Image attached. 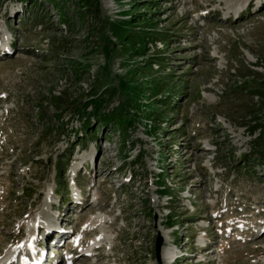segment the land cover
<instances>
[{
  "label": "rangeland",
  "instance_id": "rangeland-1",
  "mask_svg": "<svg viewBox=\"0 0 264 264\" xmlns=\"http://www.w3.org/2000/svg\"><path fill=\"white\" fill-rule=\"evenodd\" d=\"M90 1L0 0V264H264V0Z\"/></svg>",
  "mask_w": 264,
  "mask_h": 264
},
{
  "label": "trees",
  "instance_id": "trees-1",
  "mask_svg": "<svg viewBox=\"0 0 264 264\" xmlns=\"http://www.w3.org/2000/svg\"><path fill=\"white\" fill-rule=\"evenodd\" d=\"M23 1H25V2L30 1V2H32V4H35L38 2V0H23ZM84 1L87 4H91L90 0H84ZM155 1L156 0H149V2H150L149 4L153 5L155 3ZM136 19H137L136 20L137 23H140V24H138V25H140L139 30H141V32H143V33L138 34L136 36V39L134 38V42H132L133 44H135L134 45L135 51H137L138 49L144 48L143 40L145 38H147V39L161 38L164 41H166L169 38V36H167V35H165V36H162V34L159 35L160 34L159 30L156 29V24H155L156 22L153 20V18L149 17L148 15H146V16L140 15V16H137ZM141 23H144V24H141ZM150 27H152V29L148 30V29H150ZM148 31H151V33L150 32L148 33ZM141 55H144V53H141ZM93 98L94 97H92V100H91L92 103H94V104H92L93 111L91 114L96 115L100 119V121L103 122V124L108 123V122H112V123H115L118 128H120L119 129L120 132H121V130H125V126L129 123V120H130V118H125V113H126L125 110L120 108L118 111H111V112H107L106 114H103V113L100 114L99 109L101 107V104L98 103L97 101H95V99L93 100ZM167 104L170 105V108H171V102H167ZM151 111H153V110H151ZM89 121L90 120L87 119L83 126H84V128H86V133H88V134L91 133V135L93 137L95 132H94V130L91 132L90 127H89V124H90ZM67 163L68 162H65L64 164H62L61 162H59V164L56 166L57 173H59V176H58L59 179L63 176V170L65 169ZM58 186L61 187V185H59V184H58Z\"/></svg>",
  "mask_w": 264,
  "mask_h": 264
},
{
  "label": "bare ground",
  "instance_id": "bare-ground-1",
  "mask_svg": "<svg viewBox=\"0 0 264 264\" xmlns=\"http://www.w3.org/2000/svg\"><path fill=\"white\" fill-rule=\"evenodd\" d=\"M248 3H251V0H249V2ZM40 225V224H39ZM38 225V226H39ZM51 228H54V229H51ZM43 232H49V233H53V232H58L59 233V235L60 234H65V232H63V230H62V226L61 225H55L54 226V223H52V222H50V224H48V226H44V229L42 230ZM39 232V231H38ZM63 235H61L60 237H59V239L62 237ZM49 238V236L46 238V242H47V239ZM53 238L54 237H52V238H50V240L51 241H53ZM63 238V237H62ZM59 239H55V243L57 244V242L59 243ZM55 244V245H56ZM39 252V251H38ZM40 253V252H39ZM44 253V252H43ZM41 254V253H40ZM45 255H43V256H39V257H37V259H36V257H35V261H36V264H41V260H45ZM9 262H11V261H9ZM42 263H44V262H42ZM259 263H263V262H259ZM6 264H8V262L6 263Z\"/></svg>",
  "mask_w": 264,
  "mask_h": 264
},
{
  "label": "water",
  "instance_id": "water-1",
  "mask_svg": "<svg viewBox=\"0 0 264 264\" xmlns=\"http://www.w3.org/2000/svg\"><path fill=\"white\" fill-rule=\"evenodd\" d=\"M160 244H161V238H160V236H158L157 240H156V245H155V250H156L157 256H159Z\"/></svg>",
  "mask_w": 264,
  "mask_h": 264
}]
</instances>
